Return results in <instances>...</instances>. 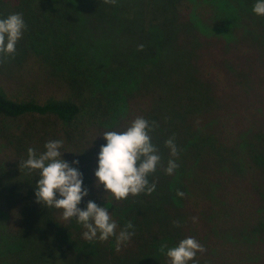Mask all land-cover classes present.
I'll return each mask as SVG.
<instances>
[{
    "label": "trees",
    "instance_id": "obj_1",
    "mask_svg": "<svg viewBox=\"0 0 264 264\" xmlns=\"http://www.w3.org/2000/svg\"><path fill=\"white\" fill-rule=\"evenodd\" d=\"M256 2L0 0V18L20 13L26 24L15 53L0 56V264H169L167 248L187 237L205 249L195 264H264ZM136 117L153 124L161 159L148 180L156 187L117 201L94 186L100 134ZM57 139L88 189L78 207L92 200L117 231L134 225L119 248L114 236L84 240L74 218L35 201L37 173L18 165L28 148L43 152ZM169 159L178 165L171 175Z\"/></svg>",
    "mask_w": 264,
    "mask_h": 264
},
{
    "label": "clouds",
    "instance_id": "obj_2",
    "mask_svg": "<svg viewBox=\"0 0 264 264\" xmlns=\"http://www.w3.org/2000/svg\"><path fill=\"white\" fill-rule=\"evenodd\" d=\"M105 4H115L116 0H103ZM252 11L257 15H264V0H257ZM26 30V24L20 13L9 14L0 18V56H10L16 51V44ZM143 45H138L142 50ZM153 124L143 117L133 119L122 131H104L100 136L105 143L96 154L94 169V186H103L105 195L114 200L127 199L129 195L141 193L151 194L155 191V184L149 183L148 176L154 173L160 163V155L152 143L150 135ZM169 148L170 155H177V148L172 138L164 141ZM62 140H49L44 145L43 152L33 148L27 149V159L20 161L18 166L37 173L34 186L35 201L40 205L55 207L62 210V219H75L84 231L82 237L89 242L106 241L115 237L117 248L127 242L133 235L134 225L129 221L117 231V222L112 219L108 209L98 206L88 200L82 210L78 207L83 197L88 195V189L82 187L83 174L77 167L70 166L61 154ZM78 160H72L71 165H78ZM178 167L177 163L169 159L164 168L166 174L171 175ZM59 194L60 198H57ZM104 195V197H105ZM178 196H184L178 191ZM103 197V199H104ZM195 221V218H193ZM178 225V222L174 221ZM205 249L195 238L187 237L174 247L167 248L166 256L169 264H188L193 261L197 252ZM164 252V247L161 248Z\"/></svg>",
    "mask_w": 264,
    "mask_h": 264
}]
</instances>
